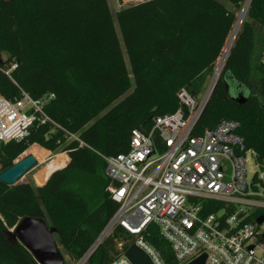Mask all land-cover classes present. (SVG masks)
<instances>
[{"label": "trees", "instance_id": "obj_1", "mask_svg": "<svg viewBox=\"0 0 264 264\" xmlns=\"http://www.w3.org/2000/svg\"><path fill=\"white\" fill-rule=\"evenodd\" d=\"M246 1L144 0L126 6L116 13L125 56L108 0H0V51L8 53L0 61V94L10 100L20 98L22 90L34 98L54 94L46 113L87 144L79 147L59 128L48 135L50 123L28 140L0 142V173L20 156L46 159L48 150L70 151V162L59 153L37 168L33 178L41 186L0 180V264H40L8 235L25 217L55 228L70 260L81 259L118 209L107 191L104 157L127 153L133 130L149 133L155 117L176 111L182 89L200 94ZM259 28L264 29V0H251L197 126L204 131L223 120L238 122L246 147L263 166L264 35H258ZM206 206L211 213L222 204ZM259 214L264 210L250 220ZM131 239L117 226L85 264H113L120 255L118 242L125 241L127 249ZM145 239L165 262L181 264L157 225L148 226Z\"/></svg>", "mask_w": 264, "mask_h": 264}, {"label": "built area", "instance_id": "obj_2", "mask_svg": "<svg viewBox=\"0 0 264 264\" xmlns=\"http://www.w3.org/2000/svg\"><path fill=\"white\" fill-rule=\"evenodd\" d=\"M250 2L239 12L205 92L195 96L182 89L176 111L155 117L149 133L133 130L127 153L104 157L110 180L107 191L118 209L76 264H85L117 226L133 236L129 246L135 243L153 264H168L145 239L150 224L159 227L181 264L203 254L205 264H264V222L257 223L260 214L250 220L253 213L264 210L262 182L255 176L248 179L247 163L255 159V152L246 147L236 121L223 120L204 131L197 126ZM5 73L9 75L10 70ZM54 97L34 98L22 90L20 98L10 100L0 94V142L28 140L33 131L50 123L53 129L48 135L59 128L68 140L86 146L77 133L58 125L46 113L45 106ZM60 153H66L70 162L69 150ZM210 201L222 206L206 213ZM124 245L125 241L118 242L120 255L113 264H132Z\"/></svg>", "mask_w": 264, "mask_h": 264}, {"label": "water", "instance_id": "obj_3", "mask_svg": "<svg viewBox=\"0 0 264 264\" xmlns=\"http://www.w3.org/2000/svg\"><path fill=\"white\" fill-rule=\"evenodd\" d=\"M139 2L132 1L131 5H135ZM243 98L242 95L237 96V100H243ZM37 164L38 159L33 154L26 155L25 157L20 156L14 162L13 166L0 173V180L7 185H17L24 175L36 167ZM263 222L264 215H260L257 218V223L260 225ZM15 227L19 238L11 231L12 229H10L8 231L10 240L22 242L32 252L40 264H64L65 261L53 238V235L56 233L55 228L48 227L42 219L28 217L21 219ZM125 255L132 264H153L146 252L135 243L127 248ZM205 261L206 255L203 254L189 264H205Z\"/></svg>", "mask_w": 264, "mask_h": 264}, {"label": "rangeland", "instance_id": "obj_4", "mask_svg": "<svg viewBox=\"0 0 264 264\" xmlns=\"http://www.w3.org/2000/svg\"><path fill=\"white\" fill-rule=\"evenodd\" d=\"M127 0H108V3H109V6H110V9L112 11V14H113V17H114V22H115V26L117 28V31H118V34H119V37L121 39V44H122V48H123V52L125 54V48H124V44L122 42V37H121V34H120V31H119V27H118V23H117V20H116V13L126 7V6H129L131 5V2H126ZM139 1H144V0H139ZM139 1H136V2H139ZM222 1V0H221ZM225 5L227 6H231L228 2L226 1H223ZM245 5V4H244ZM244 8V6H243ZM243 8L240 10V13L241 11L243 10ZM245 17V16H244ZM244 19V18H243ZM258 30V29H257ZM258 35H264V29L263 28H259L258 30ZM259 39L257 40V46H259ZM259 48V47H258ZM126 56V54H125ZM8 58V53L7 52H3V51H0V61H4ZM127 58V57H126ZM127 65H128V62H127ZM128 68L130 69L129 65H128ZM211 77H209V79L207 80L206 84H205V87L203 88V90L200 92V94H203V92H205V90L208 88L211 80H210ZM252 81L255 85H257V83L259 82V76L257 73H254L253 75V78H252ZM132 90V89H131ZM130 92V91H129ZM34 145V144H33ZM36 145H39L36 143ZM41 146V145H39ZM42 147V146H41ZM45 149V148H44ZM61 152V151H60ZM60 152H49L47 154V157H46V160H49L51 158H53V156L59 154ZM26 154L25 152L22 154V156ZM29 155V154H27ZM43 162V159L40 158V162L38 160V164L36 167H34L32 170H30L27 174L24 175V177L18 182V184L20 183H31L32 185L38 187L40 185H38L36 183V181L34 180L33 176H34V173L35 171L37 170V168H39L41 166ZM0 169H1V165H0ZM247 170H248V179L251 180L255 175H259V179L260 181L262 182L261 185L264 186V165L263 166H260L256 161L255 159H252L250 158V160L248 161L247 163ZM261 185L259 186L260 189H261ZM12 231V230H11ZM18 238H19V235L16 231H12ZM53 238L55 240V242L57 243V247L63 257V260L68 262V264H76L77 262L75 261H71L68 254L66 253V251L64 250L63 246L61 245V243L59 242V240L57 239L56 235L54 234L53 235Z\"/></svg>", "mask_w": 264, "mask_h": 264}, {"label": "bare ground", "instance_id": "obj_5", "mask_svg": "<svg viewBox=\"0 0 264 264\" xmlns=\"http://www.w3.org/2000/svg\"><path fill=\"white\" fill-rule=\"evenodd\" d=\"M132 1H139V0H127L126 2H132ZM251 0H247V4L250 2ZM247 8V5H246V7H245V9ZM33 155H35V154H33ZM36 157H37V159L39 160V162H40V158H42L43 159V162L46 160V159H44L42 156H37V155H35ZM42 162V163H43ZM14 231H16V227L14 228Z\"/></svg>", "mask_w": 264, "mask_h": 264}, {"label": "crops", "instance_id": "obj_6", "mask_svg": "<svg viewBox=\"0 0 264 264\" xmlns=\"http://www.w3.org/2000/svg\"><path fill=\"white\" fill-rule=\"evenodd\" d=\"M229 8H231V6H228Z\"/></svg>", "mask_w": 264, "mask_h": 264}]
</instances>
